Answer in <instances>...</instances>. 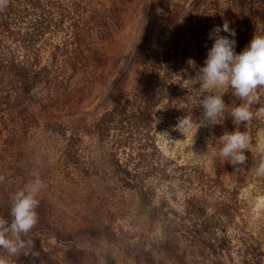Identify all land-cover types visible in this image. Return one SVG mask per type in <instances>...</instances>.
<instances>
[{
    "label": "rangeland",
    "instance_id": "rangeland-1",
    "mask_svg": "<svg viewBox=\"0 0 264 264\" xmlns=\"http://www.w3.org/2000/svg\"><path fill=\"white\" fill-rule=\"evenodd\" d=\"M153 1L128 3L92 95L67 116L73 123L100 116L109 90L128 72L137 76L141 50L153 39ZM219 91L230 108L242 103L231 89ZM257 95L253 119L240 126L251 138L245 164L233 168L218 157V140L208 145L210 137L234 130L230 116L223 125H196L183 134L161 130L157 143L168 174L149 179L148 199L119 189L106 198L89 187L78 170L103 158L99 144L78 129L63 127L58 135L51 126L42 138L23 142L18 160L0 161L10 191L0 193V217L10 219L7 197L25 183L39 178L44 188L38 223L26 237L38 257L21 255L17 264H264V177L254 175L264 159V89Z\"/></svg>",
    "mask_w": 264,
    "mask_h": 264
},
{
    "label": "trees",
    "instance_id": "trees-1",
    "mask_svg": "<svg viewBox=\"0 0 264 264\" xmlns=\"http://www.w3.org/2000/svg\"><path fill=\"white\" fill-rule=\"evenodd\" d=\"M130 1L9 0L0 11V161L18 160L23 142L42 138L51 126L58 135L66 127L99 144L103 160L78 175L106 198L119 189L148 199L149 179L167 177L159 131L183 134L179 119L190 115L196 126L202 114L199 85L186 89L180 76H196L214 42L209 32L225 21L236 32L235 51L248 46L255 26L264 25V0H154L153 39L141 50L137 76L128 72L109 90L100 116L73 123L67 116L86 106ZM6 180L2 195L10 193Z\"/></svg>",
    "mask_w": 264,
    "mask_h": 264
},
{
    "label": "clouds",
    "instance_id": "clouds-1",
    "mask_svg": "<svg viewBox=\"0 0 264 264\" xmlns=\"http://www.w3.org/2000/svg\"><path fill=\"white\" fill-rule=\"evenodd\" d=\"M9 4V0H0V11ZM223 31L229 35H220ZM236 32L225 21L222 26H215L209 32L213 44L207 52L204 65L200 67L193 78L181 79V86L195 81L202 110L199 127L223 125L226 117L230 116L235 125L233 131H225L219 138L212 136L209 144L218 140L222 145L218 157L230 163L233 168L247 162L246 152L249 151L251 138L246 131L240 129L247 126L253 119L251 105L258 100L257 90L264 89V25H256L255 32L249 45L241 52L235 51ZM194 64L193 61H189ZM187 89V88H186ZM220 89H231L232 94L242 103L235 107L226 104ZM182 104L179 109L184 110ZM194 124L190 115L185 114L179 119V129L191 130ZM198 130V129H197ZM254 175L264 177V159L259 160ZM0 176V182L4 181ZM44 188L42 180L34 178L25 183L10 197V219L0 217V264H17L21 255L38 257L34 240L28 234L37 225L39 216L37 209L40 205V193Z\"/></svg>",
    "mask_w": 264,
    "mask_h": 264
}]
</instances>
